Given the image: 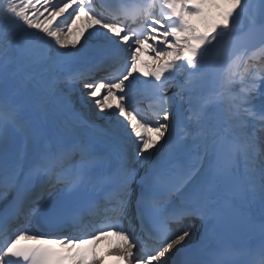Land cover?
Instances as JSON below:
<instances>
[{
	"label": "snow or ice",
	"instance_id": "1",
	"mask_svg": "<svg viewBox=\"0 0 264 264\" xmlns=\"http://www.w3.org/2000/svg\"><path fill=\"white\" fill-rule=\"evenodd\" d=\"M0 264H264V0H0Z\"/></svg>",
	"mask_w": 264,
	"mask_h": 264
},
{
	"label": "bare ground",
	"instance_id": "2",
	"mask_svg": "<svg viewBox=\"0 0 264 264\" xmlns=\"http://www.w3.org/2000/svg\"><path fill=\"white\" fill-rule=\"evenodd\" d=\"M173 92L177 91V89L173 88L172 89ZM109 240L112 242V244L114 245L116 238L115 237H110ZM108 246H109V241H105L103 243L100 244L99 246V251H104V253L108 250Z\"/></svg>",
	"mask_w": 264,
	"mask_h": 264
}]
</instances>
